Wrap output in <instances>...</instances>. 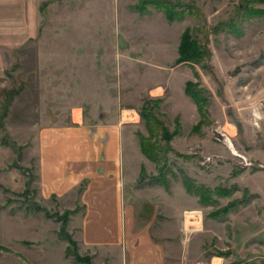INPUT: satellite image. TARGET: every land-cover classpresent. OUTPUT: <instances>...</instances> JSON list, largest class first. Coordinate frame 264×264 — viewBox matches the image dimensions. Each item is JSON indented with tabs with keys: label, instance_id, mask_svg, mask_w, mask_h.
Returning <instances> with one entry per match:
<instances>
[{
	"label": "rangeland",
	"instance_id": "1",
	"mask_svg": "<svg viewBox=\"0 0 264 264\" xmlns=\"http://www.w3.org/2000/svg\"><path fill=\"white\" fill-rule=\"evenodd\" d=\"M38 9L32 39L0 53V264H85L60 234L67 211L71 250L89 264H127L122 248L83 240L89 179L64 191L52 178L45 191L40 174L42 141L64 150L71 171L72 149L105 146L97 130L107 126L124 149L123 203L135 224L160 242L154 224L178 213L166 238L199 233L192 252L185 239L184 264L202 253L264 264V0H41ZM184 30L207 52L199 62H176ZM186 81L201 90V109Z\"/></svg>",
	"mask_w": 264,
	"mask_h": 264
},
{
	"label": "crops",
	"instance_id": "2",
	"mask_svg": "<svg viewBox=\"0 0 264 264\" xmlns=\"http://www.w3.org/2000/svg\"><path fill=\"white\" fill-rule=\"evenodd\" d=\"M40 1L0 0V53L8 48L18 47L27 39H32V36L35 35ZM97 132L105 134V146L95 145L94 150L83 155L80 154L81 148L79 146L74 147L69 154L70 156L74 153V157H76L71 171L67 170L69 162L66 160L68 156H65L64 150L61 149L58 156L53 150L54 145H51L54 144L52 140L47 143L48 146L42 141V147L40 146L42 153L40 174L44 181L45 191L55 190L50 189L53 184L52 178L55 179V185L65 187L64 191L68 188L67 186L72 188L73 184H77V180L88 178L89 183L82 190L80 196V203L85 205L84 212L86 215L83 217L81 228L82 235L85 237L83 240L87 245L101 247L102 251H106L110 247L113 249L120 247L122 249L119 251L122 250L123 260H127V264H167V262H170L169 264H177V262L184 264L183 245L185 246V239L186 241L187 238L189 239L186 246L192 252V246L199 233L196 232L192 235V239L188 235L185 237L178 235L179 237L176 239L173 237L171 240L166 238L171 233L168 228L170 230L176 229L175 223L178 226L180 218L176 212L173 214L175 222L172 218L169 222L154 224L156 226L155 231L162 233L160 242L157 241L159 237L156 236V233L153 234L154 229L152 230V227L147 229L144 225L135 224L131 205L128 206L123 203V200L128 202L129 199L126 200L125 180L121 177L124 171V149L119 142L117 131L112 126H107L97 130ZM60 162L65 166L64 169L59 165ZM60 169L67 176L65 175L58 182ZM73 171L75 173L71 174ZM195 212L197 211L191 212L190 215L195 214ZM192 218L195 219L194 215ZM133 223L134 225H132ZM190 224L188 221L187 225ZM143 229H146L145 233L151 237L149 236L147 241L138 243L135 237ZM135 248H137L138 254L129 262L130 253ZM173 250L176 251V254L173 253ZM119 251L118 255L120 256ZM203 257L204 253L196 264H226V260L220 256H212L205 262L201 261Z\"/></svg>",
	"mask_w": 264,
	"mask_h": 264
},
{
	"label": "trees",
	"instance_id": "3",
	"mask_svg": "<svg viewBox=\"0 0 264 264\" xmlns=\"http://www.w3.org/2000/svg\"><path fill=\"white\" fill-rule=\"evenodd\" d=\"M167 11V10H165ZM167 14V17L169 19H173L174 16L172 14L169 13V11L166 12ZM190 33L188 32V30H184L180 36V41H179V45H178V51H179V55L176 59V62H199L205 55H206V51L202 49V46L196 42V40L190 38ZM196 84L194 82H191V81H186L185 83V91L187 92V94L195 101V103L197 104L198 108L201 109L202 106L200 104V102H203L204 101V98H201L200 95L202 94L201 90L197 89V86H195ZM141 116H145L144 112H141ZM153 117L152 115V107H149V110L145 116L146 119L150 118V117ZM200 124V122L198 124H196L193 128L196 129L198 128V125ZM164 134H165V138L170 140L173 135L176 134V131L174 132H170L168 133L167 131H164ZM141 145V143H140ZM144 145V144H143ZM148 148H150V146H148ZM141 149H143L141 147ZM151 149V148H150ZM149 149V150H150ZM147 151V150H146ZM148 157L150 158H154L155 159V156L152 155V154H147ZM160 180V179H159ZM184 181V180H183ZM186 189L189 190L191 192H194L195 194L198 195V198L200 201H205V200H209L210 197H211V193L212 191H210L209 189H204L202 191L201 188H193L191 186V183L190 181H185L183 182ZM219 193H221L220 191H218ZM245 192H247L245 190ZM223 194H229L228 190H223L222 192ZM232 205V204H230ZM230 205L226 206V207H223V209H221V211H223L222 213L226 212L227 209L230 207ZM71 211H67L65 212L64 214V224L63 226L61 227V230H60V234L63 235V237L67 240L68 242V247L66 248L67 249V252L68 253H71L73 252V256H74V259L76 261H83L85 262V264H89L88 262V258H82L80 257L79 255H77L73 250H71L70 248V245L74 247V245L76 246V242L71 238L70 234L66 231V228H64V225H65V221L67 220L66 218V215L67 214H70ZM220 213V209L218 210L217 214ZM216 214V212H215Z\"/></svg>",
	"mask_w": 264,
	"mask_h": 264
},
{
	"label": "bare ground",
	"instance_id": "4",
	"mask_svg": "<svg viewBox=\"0 0 264 264\" xmlns=\"http://www.w3.org/2000/svg\"><path fill=\"white\" fill-rule=\"evenodd\" d=\"M126 112H129V111H126ZM132 119V118H131Z\"/></svg>",
	"mask_w": 264,
	"mask_h": 264
}]
</instances>
